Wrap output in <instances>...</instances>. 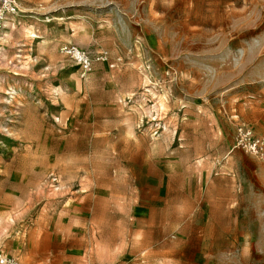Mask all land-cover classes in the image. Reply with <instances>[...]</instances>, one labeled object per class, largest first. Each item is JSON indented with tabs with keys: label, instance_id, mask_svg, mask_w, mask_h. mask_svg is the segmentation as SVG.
Returning <instances> with one entry per match:
<instances>
[{
	"label": "rangeland",
	"instance_id": "obj_1",
	"mask_svg": "<svg viewBox=\"0 0 264 264\" xmlns=\"http://www.w3.org/2000/svg\"><path fill=\"white\" fill-rule=\"evenodd\" d=\"M19 4L0 44V255L264 264V157L237 143L264 138V0Z\"/></svg>",
	"mask_w": 264,
	"mask_h": 264
},
{
	"label": "built area",
	"instance_id": "obj_2",
	"mask_svg": "<svg viewBox=\"0 0 264 264\" xmlns=\"http://www.w3.org/2000/svg\"><path fill=\"white\" fill-rule=\"evenodd\" d=\"M21 12L19 0H0V44L5 36V31L10 23H14L15 19ZM67 53L71 54L81 63L83 76L92 69V61L80 49L76 47H64ZM238 146H242L246 150L252 152L257 157H264V138L253 134V131L240 127L237 133ZM0 264H23L15 258L0 255Z\"/></svg>",
	"mask_w": 264,
	"mask_h": 264
},
{
	"label": "crops",
	"instance_id": "obj_3",
	"mask_svg": "<svg viewBox=\"0 0 264 264\" xmlns=\"http://www.w3.org/2000/svg\"><path fill=\"white\" fill-rule=\"evenodd\" d=\"M1 46V45H0ZM0 55H1V48H0ZM1 57V56H0Z\"/></svg>",
	"mask_w": 264,
	"mask_h": 264
}]
</instances>
